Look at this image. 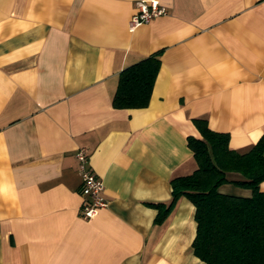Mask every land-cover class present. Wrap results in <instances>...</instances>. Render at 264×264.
<instances>
[{"label": "crops", "instance_id": "1", "mask_svg": "<svg viewBox=\"0 0 264 264\" xmlns=\"http://www.w3.org/2000/svg\"><path fill=\"white\" fill-rule=\"evenodd\" d=\"M135 1L0 0V264H207L194 204L157 223L150 203L196 168L194 118L238 151L264 133V0H158L130 30ZM155 53L148 105L115 108L120 71ZM78 147L107 200L90 219Z\"/></svg>", "mask_w": 264, "mask_h": 264}, {"label": "trees", "instance_id": "2", "mask_svg": "<svg viewBox=\"0 0 264 264\" xmlns=\"http://www.w3.org/2000/svg\"><path fill=\"white\" fill-rule=\"evenodd\" d=\"M160 66L151 54L122 69L112 97L115 108H140L149 103ZM200 137L188 136L196 168L171 179L168 202L150 203L157 209L155 222L169 216L181 196L195 206L193 253L207 264H264V133L246 151L229 146L225 132L212 130L204 118H194ZM236 173L238 177H229ZM231 183L248 195L225 192Z\"/></svg>", "mask_w": 264, "mask_h": 264}, {"label": "built area", "instance_id": "3", "mask_svg": "<svg viewBox=\"0 0 264 264\" xmlns=\"http://www.w3.org/2000/svg\"><path fill=\"white\" fill-rule=\"evenodd\" d=\"M165 14H167V9L158 0H136L128 27L133 30L140 24L148 23ZM75 157L81 178L79 193L83 197L80 214L83 218L90 219L107 205V200L103 195V181L89 166L87 148L78 147L75 151Z\"/></svg>", "mask_w": 264, "mask_h": 264}, {"label": "rangeland", "instance_id": "4", "mask_svg": "<svg viewBox=\"0 0 264 264\" xmlns=\"http://www.w3.org/2000/svg\"><path fill=\"white\" fill-rule=\"evenodd\" d=\"M228 176L231 178L233 177L234 175L232 173H229ZM225 185V184H224Z\"/></svg>", "mask_w": 264, "mask_h": 264}]
</instances>
